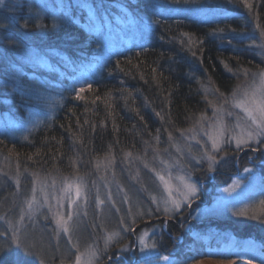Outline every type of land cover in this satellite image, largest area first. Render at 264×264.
I'll return each instance as SVG.
<instances>
[{"label": "trees", "instance_id": "16d2710c", "mask_svg": "<svg viewBox=\"0 0 264 264\" xmlns=\"http://www.w3.org/2000/svg\"><path fill=\"white\" fill-rule=\"evenodd\" d=\"M49 1L70 7L51 15L40 13L34 0H19L0 9V119L27 127L18 138L0 133V217L14 215L35 174L88 177L104 160L114 166L152 162L153 154L180 139L205 113L211 95H229L240 74L264 64V0H247L251 7L245 0ZM119 4L149 19L150 37L144 46L105 61L102 73L77 92L74 80L97 47L84 6L113 17ZM159 6L188 14L162 16ZM197 9L237 15L212 21L194 17L190 10ZM31 54L44 56L52 69L31 63ZM57 91L60 104L51 108L48 97ZM247 164L261 176V186L244 198L245 210L204 213L216 189ZM192 171L203 188L198 200L166 219L137 217L135 229L161 223L157 252L174 264H214L204 263L207 259L264 264V153L237 151L212 169ZM14 175L20 179L18 189ZM125 243L130 249L118 262L136 264L139 259L129 253L131 234L113 246ZM0 245L6 246L0 264H15L7 244Z\"/></svg>", "mask_w": 264, "mask_h": 264}, {"label": "rangeland", "instance_id": "374dc122", "mask_svg": "<svg viewBox=\"0 0 264 264\" xmlns=\"http://www.w3.org/2000/svg\"><path fill=\"white\" fill-rule=\"evenodd\" d=\"M18 1L3 0L0 9ZM44 2L42 6L45 10L52 12H65V9L70 7L69 3L66 5L65 2H60L59 9L56 10L49 0ZM84 8L88 30L95 36L97 47L95 53L89 57V66L84 68L83 73H78L74 80L77 92L86 88L92 79L102 73L109 60L120 53L129 52L134 46H144L151 34L149 19H139L121 4L117 5L113 17L100 15L98 10L90 5ZM157 9L160 11L159 15L168 17L188 14V10L174 7ZM190 12L196 18L212 21L237 15L234 12L198 9ZM0 16H4L1 11ZM261 43L264 48V39ZM31 56L34 59L29 61L37 64L40 69H52L44 56ZM56 73L57 77L61 78L60 74ZM261 73H264V64L252 72L240 74L234 91L229 95L224 97L217 92L211 95L206 102L205 113L198 120H194L193 126L180 139L172 141L167 149L153 154L155 159L152 162H132L133 164L114 166L104 160L98 162L95 171L88 177L77 173L65 175L53 171L32 176L27 187V196L20 202L14 215L0 217V241L7 244L11 261L15 264H76L79 256L81 264H86L89 260L92 264H106V261L109 264H122L118 259L123 257V251L130 249V246L128 243L119 248L113 245L131 234L134 246L129 253L131 252L133 259H139L136 264H174L171 257L159 255L157 252L156 241L161 230V223L157 220L166 219L198 200L202 184L194 178L193 168L205 166L212 169L237 151L264 153V136L255 137L240 147H237L236 141L232 139L235 132L239 131L234 129L237 123L242 126L251 123L247 121L243 110L235 106V102L242 99L245 92L251 94L260 89ZM71 88L72 85L69 89ZM58 94L59 91L48 97L51 100L49 107L55 108L60 104V98L57 101ZM259 94L257 92V95ZM218 122L226 125L228 131L217 151L213 149L209 137L214 134ZM0 133L18 138L27 133V127L13 120L0 119ZM210 156L214 159L210 160ZM248 160L252 161L251 158ZM12 174L18 175V172L14 171ZM16 175L13 185L18 189L21 185ZM161 176L167 181V187L161 181ZM181 178L195 185L197 193L183 201L178 210H173L171 200H182L180 193L184 188ZM69 185L79 187L81 195L77 197L74 188L69 192ZM260 186L259 173L249 164L244 165L238 175L216 189L212 194L211 205L203 208V211L219 214L225 209L244 211V198ZM165 208L169 210L166 212ZM61 217L68 220V232L57 223ZM137 217L146 220L155 217L157 222L137 230L134 226ZM110 236L111 240L108 239ZM20 245L30 246L31 252H26ZM112 248L118 252L117 255L112 254ZM217 261L219 260L207 259L204 263L224 264Z\"/></svg>", "mask_w": 264, "mask_h": 264}, {"label": "snow or ice", "instance_id": "6c2138e0", "mask_svg": "<svg viewBox=\"0 0 264 264\" xmlns=\"http://www.w3.org/2000/svg\"><path fill=\"white\" fill-rule=\"evenodd\" d=\"M0 3H3V0H0ZM245 3L248 7H251L250 4H247V0H245ZM261 87L260 89L253 91L251 94L248 92H245L243 94V98L240 100H237L235 102V106L238 108H241L243 112L246 114L247 121H250V124H246L242 126L240 123H237L234 126V129H239L238 132H235V134L232 136V139L236 141L237 147H240L242 144H248L249 141L253 140L255 137L258 136H264V73H261ZM257 92L260 94L257 95ZM236 93H233V96L235 97ZM228 131V128L226 125H224L222 122H218L214 134L211 135L209 138L212 140V145L214 150H219L220 142L225 135V133ZM209 159H214L213 157H209ZM245 171H248V169H245ZM161 181H163L167 187V181L164 179L163 176L160 177ZM181 181L183 183L184 191L180 193L182 200H171L172 209L178 210L181 207V203L185 200L190 199V197H193L196 195L197 190L196 186L193 184L188 183L184 180V178H181ZM75 190V195L79 197L81 195L79 187H75L73 185H69L68 191L71 192L72 190ZM169 194L171 196V189H169ZM262 205H264V201L261 202ZM29 207H31V203H29ZM169 209L165 208V211L167 212ZM243 214V213H239ZM71 217H68V220H70ZM68 220H64L62 217L58 219L57 223L59 226L65 231H69L68 227ZM109 240L112 239V237H108ZM17 244H19V241H16ZM141 243H143V240H141ZM25 249L26 252L30 253L31 248L30 246L26 245H20ZM154 246V245H153ZM5 245H0V252H3L5 250ZM94 256V253H93ZM164 259H167V257H164ZM76 264H81L80 257L78 256L76 259ZM86 264H92V261L89 260L86 262Z\"/></svg>", "mask_w": 264, "mask_h": 264}, {"label": "bare ground", "instance_id": "6f19581e", "mask_svg": "<svg viewBox=\"0 0 264 264\" xmlns=\"http://www.w3.org/2000/svg\"><path fill=\"white\" fill-rule=\"evenodd\" d=\"M34 1H36V4H37V6H38V9H39V12L40 13H48L49 12V14H51V15H53L52 13H54L55 15H58L59 13L58 12H52L51 10H45V8L42 6V4H44L45 2V0H34ZM52 5H53V7L57 10V9H59V5H57V6H54V4L53 3H51ZM41 7V8H40ZM60 11V10H59ZM62 13H64L65 14V12H63L62 11ZM165 13H167V14H169L168 12H165ZM54 15V16H55ZM56 17V16H55ZM168 17V16H167ZM127 53H129V52H123V53H120V54H127ZM119 55V54H118ZM88 61H89V57H88ZM88 61H86V62H88ZM87 65H89V64H87ZM87 65H85V66H83V67H81V69H80V71L78 72L79 74H81V73H83V71L85 70L84 68L86 67L87 68ZM99 76V75H98ZM97 76V77H98ZM97 77H95V78H97ZM108 264H109V262H108Z\"/></svg>", "mask_w": 264, "mask_h": 264}]
</instances>
